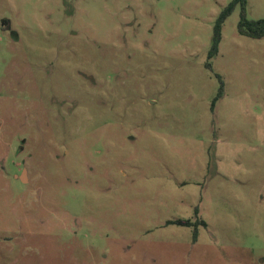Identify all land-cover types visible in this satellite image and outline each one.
Listing matches in <instances>:
<instances>
[{
    "label": "rangeland",
    "instance_id": "374dc122",
    "mask_svg": "<svg viewBox=\"0 0 264 264\" xmlns=\"http://www.w3.org/2000/svg\"><path fill=\"white\" fill-rule=\"evenodd\" d=\"M231 1L0 0V264H264V37L240 4L206 67Z\"/></svg>",
    "mask_w": 264,
    "mask_h": 264
},
{
    "label": "trees",
    "instance_id": "16d2710c",
    "mask_svg": "<svg viewBox=\"0 0 264 264\" xmlns=\"http://www.w3.org/2000/svg\"><path fill=\"white\" fill-rule=\"evenodd\" d=\"M240 4L242 7V13H241V19L238 23V31L242 35H246L252 38H263L264 37V18L261 19H248L246 17V6H247V0H232L219 14L215 24H214V31H213V37L212 42L210 45V49L208 52V58L209 61L206 63V67L208 69H212V62L210 61L212 58H214L219 51V45L222 38V26L224 22L227 20V18L233 13L236 6ZM217 77L220 79L221 87L218 96L214 99L213 105H215L216 100L222 96L223 94V88L224 83L220 75H217ZM196 212L198 213V209H196ZM167 224H178L182 226H194V239L198 237V225L202 224L204 226H207V223L205 221H192L190 219H175V220H169L167 221Z\"/></svg>",
    "mask_w": 264,
    "mask_h": 264
}]
</instances>
